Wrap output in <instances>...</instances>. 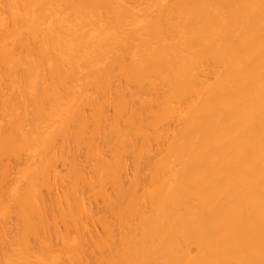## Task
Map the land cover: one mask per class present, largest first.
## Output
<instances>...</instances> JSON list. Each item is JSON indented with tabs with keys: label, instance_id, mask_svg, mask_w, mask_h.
Instances as JSON below:
<instances>
[{
	"label": "bare ground",
	"instance_id": "bare-ground-1",
	"mask_svg": "<svg viewBox=\"0 0 264 264\" xmlns=\"http://www.w3.org/2000/svg\"><path fill=\"white\" fill-rule=\"evenodd\" d=\"M113 71L125 87L112 84ZM60 75L63 82L37 94L44 77ZM101 88L128 96L115 112L131 115L113 114L112 131L120 148L142 133L156 185L140 192L142 167L132 163L127 184L115 175L122 194L99 208L80 193L90 179L70 141L95 126L88 104L73 96L91 90L96 99ZM95 105L105 119V106ZM156 127L167 151L151 147ZM107 213L120 231L117 245L103 247L107 264H264V0H0V262L40 264L43 245L70 249L65 263L100 262L99 251L91 254L101 234L87 231L90 244L83 234H56L59 242L49 230L82 216L108 228ZM59 255L48 254L57 263Z\"/></svg>",
	"mask_w": 264,
	"mask_h": 264
},
{
	"label": "rangeland",
	"instance_id": "rangeland-1",
	"mask_svg": "<svg viewBox=\"0 0 264 264\" xmlns=\"http://www.w3.org/2000/svg\"><path fill=\"white\" fill-rule=\"evenodd\" d=\"M113 76L114 77H117V81H116V83H115V81H113L112 82V84H115V85H121V82H122V85L121 86H123V87H125L126 86V81H125V79H124V77L123 76H120V73L117 71V72H115V71H113ZM17 77H18V79H19V81L18 82H20L21 84V88H22V90H24V91H30L31 90V88L30 87H27L28 85H29V83H28V81H27V78H26V76L25 75H21V74H18L17 75ZM46 77H48V76H46ZM46 77H44V79L42 80V82H40V87L38 86V88L39 89H37V94H42L43 93V91H44V93L46 94V92H47V90L48 89H50L51 87H53L55 84H59V83H61V82H63L64 80H65V78H64V75H60V76H54L53 77V79L49 76L48 78H46ZM121 79V80H119V78ZM61 78V79H60ZM20 79H22V80H20ZM49 81H48V80ZM22 81V82H21ZM50 81H52V82H50ZM54 81V82H53ZM48 82V83H47ZM44 83V84H43ZM50 83H52V84H50ZM124 83V84H123ZM22 84H25V87H24V85H22ZM42 84H43V86L44 87H42ZM47 86V88L45 89V87ZM41 87H42V89H41ZM23 88H25V89H23ZM26 88H28V89H26ZM103 89H105V88H101L100 90H99V92H101V93H99L100 94V97H99V95H98V97L96 98V99H91L92 97H93V93L92 94H90L92 91L90 90L89 91V93L87 92V93H85V95H82V94H80V95H76L77 96V98H75L74 96H73V99H76V100H74L75 101V105H78V104H80V103H86V104H88L85 108L86 109H83V110H85L86 112H89V113H91L92 114V117H90L89 118V125L88 126H90V124H91V126H94V127H87V128H84V129H82L80 132H78V133H76V136L75 135H73L74 136V139H71V141L70 142H77V143H74V144H72V146H73V148H74V150L76 151V149H77V154H78V156H79V158L81 159V161H82V163H83V166L85 167V178H89L90 180H89V182L90 183H88V184H84V186H85V188L84 189H86V190H84L83 189V187L84 186H82L81 187V190H80V193L81 194H83V197L84 196H86V198H85V200H89V201H92V199H93V201L91 202V204H100V206H98L97 205V207H102L103 205V202H102V200L104 201L105 199H107L108 197H110V196H113V200L115 199V198H117V196H119V195H121L122 194V190H120L119 188H121L122 189V186H119V185H117L116 186V184H118V182H116L117 181V179H116V176L115 175H119V179L121 178L122 179V182L123 183H125V184H127L128 183V179H130L131 177H130V175L132 174V171L130 170L131 168L130 167H132V163H133V166H134V164H137L138 166L140 165V167H142V168H140V171H141V175H142V178H141V181H140V186H138V188H139V191L141 192V189L142 190H151V189H153V188H155V185H156V183L153 185V179L151 178V180L149 181L147 178L149 177V176H147L148 175V170L151 168V166H150V163H148V160H144V158H142V155H143V153L145 152V148H146V146H145V143H144V141L142 140L143 139V137H142V133L140 132L139 134H138V132H137V135H135L136 133H133L132 135L134 136V137H136V139H137V137H138V139L137 140H139V141H137V140H135L134 139V141L132 140V144H128V145H126L125 147H121L120 148V146H119V144H118V142H117V140L115 139V135H114V132L112 131L113 130V127H111V125H112V121L111 120H113V114H116V115H119L121 118H128V117H130V113H129V111L127 110V111H123V110H120L119 112H115V111H117V109H120L119 108V104L120 105H122L123 104V102L125 101V100H127L128 99V96L127 95H123L122 94V96L121 97H119L120 95H121V93H119V92H115L114 94H113V91L111 92V95H107V94H104L103 92ZM40 90V91H39ZM113 90V89H112ZM35 91V90H34ZM38 92H40V93H38ZM103 93V95H105V97L103 96V101L101 100L102 98H101V94ZM35 94H36V92H35ZM55 94V93H54ZM89 94V95H88ZM119 94V95H118ZM112 95H114V96H112ZM91 96V97H90ZM116 96V97H115ZM118 96V97H117ZM154 96V97H153ZM26 97H30L29 95H26ZM79 97H81V99L79 98ZM87 98V97H90V100L87 102V101H84L83 99L84 98ZM114 97V98H113ZM127 97V98H126ZM83 98V99H82ZM119 98V99H118ZM122 98V99H121ZM112 101H111V100ZM120 99H121V101L122 102H120ZM152 99L154 100L155 99V101H156V96L155 95H152ZM80 100V101H79ZM91 100L93 101V102H91ZM96 100V101H95ZM99 100H100V103L98 104L97 102H99ZM115 100H117L116 102H115ZM152 100V101H153ZM102 102H103V104H102ZM109 102V103H108ZM112 104H111V103ZM115 102V104L113 105V103ZM117 102H119L118 104H116ZM77 103V104H76ZM93 103V104H92ZM138 103V105H139V102L137 101V102H135V104H137ZM95 104H97L98 106H100V105H103V106H105V108H104V115L106 116V118L105 119H101L102 120V122H101V120H100V117H99V111L97 110V109H95V107H96V105ZM112 105V107L110 106V105ZM134 104V106L135 107H138V105H135ZM93 106H94V108H93ZM109 106V107H108ZM116 106H117V109H116ZM106 107H107V109H106ZM155 107V105L153 106V108ZM88 108V109H87ZM111 108V109H110ZM115 108V109H114ZM91 109V110H90ZM155 109V108H154ZM78 110V108L77 109H75L73 112H71L72 114H70V119H69V121H71L72 120V116H73V114L74 115H76V121H77V119L79 118V115H80V113H79V115H78V112H75V111H77ZM114 110V111H113ZM108 112V113H107ZM126 112H127V115H126ZM84 113V112H83ZM98 113V114H97ZM106 113V114H105ZM95 114V115H94ZM112 114V115H111ZM121 114V115H120ZM97 115V116H96ZM110 115V116H109ZM91 116V115H90ZM94 116H96V117H94ZM38 118V117H37ZM81 118V117H80ZM111 118V120H109ZM124 118V119H125ZM136 118V117H135ZM92 120H93V122H92ZM100 120V121H99ZM54 124L56 123V121H54L53 122ZM61 123V122H60ZM108 123H109V125H108ZM67 124L68 125H70V129H72L71 131H74L75 132V130H73L74 129V127H75V125L76 124H72V122L69 124V122H67ZM98 126H97V125ZM57 126H60V124L58 125L57 124ZM56 127V126H55ZM96 127V128H95ZM101 127V128H100ZM172 127V126H171ZM174 127V126H173ZM89 128V129H88ZM91 128V129H90ZM95 128V129H94ZM94 129V130H93ZM101 131H100V130ZM107 129V130H106ZM159 129H160V131L162 130L161 129V127L160 128H158L157 129V127L156 128H154V133H153V136H157V134L159 135V136H157V139L155 138V139H151V141H150V143H151V147H153V146H155V147H153V148H156V147H158V148H160L161 146H162V148H160V149H165L166 151H167V148L168 147H170L169 146V141L167 142L166 140H163V137L161 136V133H162V131L161 132H159ZM88 130V131H87ZM93 130V131H92ZM99 130V131H98ZM106 130V131H105ZM155 130H157L159 133H156L157 131H155ZM39 131V130H38ZM37 131V132H38ZM86 131V132H85ZM90 131V134H89V136L87 135L88 134V132ZM108 131L110 132V134H108L107 135V133H108ZM82 132V133H81ZM100 132V133H99ZM107 132V133H106ZM113 132V133H112ZM104 133V134H103ZM79 134V135H78ZM85 134V135H84ZM99 134V135H98ZM101 134V135H100ZM106 134V135H105ZM112 134V135H111ZM141 134V135H140ZM110 135V137H108ZM78 136H80V137H78ZM99 136H101V138L99 137ZM104 136V137H103ZM109 138V139H107V137ZM141 136V138H139ZM160 136H161V138L162 139H160ZM58 137V141H60V140H62V138L64 137V134L61 132H59V135L57 136ZM81 137H83V138H81ZM90 137V138H89ZM94 137H96V138H94ZM98 137V138H97ZM133 137V138H134ZM79 138V139H78ZM85 138H89V139H86V140H84ZM99 138H100V140H99ZM104 138L105 139H107L108 140V142H106V140H104ZM112 140H111V139ZM159 138V139H158ZM95 139V140H94ZM68 140H70V137H69V139ZM80 140H82V141H80ZM115 140V141H114ZM154 140V141H153ZM157 140V141H156ZM164 142L165 143V141H166V143L164 144H161L160 142ZM84 141H85V143H84ZM89 141H92V142H89ZM94 141V142H93ZM96 141V142H95ZM103 141H105L106 142V144H107V146H106V144H105V142H103ZM141 141H143V142H141ZM153 141V142H152ZM86 142H89V145H88V143H86ZM111 142V143H110ZM116 142V143H115ZM155 142H156V144H155ZM80 143V144H79ZM90 143H92L93 145H91ZM100 143V144H99ZM112 143H113V146H111L112 145ZM139 143V144H138ZM83 144V145H82ZM86 144H87V146H86ZM116 144V145H115ZM137 144H138V146H137ZM143 144V145H142ZM154 144V145H153ZM160 144V145H159ZM168 146H167V145ZM81 145V146H80ZM94 145H95V147H94ZM118 145V146H117ZM153 145V146H152ZM157 145V146H156ZM38 145H36V146H34L35 147V153H36V155H38L39 154V150L37 149L38 147H37ZM80 146V147H79ZM98 146H100V148L98 147ZM104 148H106V149H104ZM83 148V150H82V148ZM86 149H85V148ZM134 147V148H133ZM164 147V148H163ZM76 148V149H75ZM104 150H107V152L105 151V153L106 154H103V149ZM113 150H112V149ZM117 148V151H121V149H124V153H123V155L119 158V156H116L115 157V153H117V151H115V149ZM118 148H120V150L118 149ZM131 149V151L130 152H128L129 151V149ZM136 148V149H135ZM139 148V149H138ZM43 149H44V147H43ZM90 150V152H89V150ZM102 149V150H101ZM133 149V150H132ZM134 149H135V151H136V153H137V155L135 156V152H134ZM36 150H38V152H36ZM81 150V151H80ZM92 150V151H91ZM99 150V151H98ZM142 150H144L143 152H142ZM43 151V150H42ZM78 151H79V153H78ZM83 151V152H82ZM41 152V151H40ZM82 152V153H81ZM101 152V153H100ZM126 152H128L127 154H126ZM132 152H134V153H132ZM87 153V154H86ZM130 153H131V155H130ZM142 153V154H141ZM91 154V155H90ZM100 154H101V156H100ZM110 154H111V156L112 157H110ZM113 154H115V155H113ZM84 155V157H82ZM87 155V156H86ZM102 155H103V158H102ZM108 155V156H107ZM139 155V156H138ZM85 156H86V158H85ZM104 156H105V158H104ZM126 156V157H125ZM131 156H133V158L131 157ZM136 158H135V157ZM137 156H138V158H137ZM115 157V158H114ZM83 158H85V160L83 159ZM87 158H89V159H87ZM94 158V159H93ZM124 158H128V159H126V162H124L123 160H125ZM139 158H142V159H139ZM83 159V160H82ZM101 159V160H100ZM114 159V160H113ZM118 159V160H117ZM119 159H120V161H119ZM132 159V160H131ZM138 159H139V161H138ZM91 160V161H90ZM92 160H94V161H92ZM100 160V161H99ZM104 160V161H103ZM115 160H117V161H115ZM130 160V161H129ZM85 161V162H84ZM111 161H112V163H111ZM116 162V163H114L113 164V162ZM144 163H143V162ZM105 163V164H107V165H104L103 163ZM122 162V163H121ZM90 163V164H89ZM131 163V164H130ZM139 163V164H138ZM100 164H102V166L100 165ZM112 164V165H111ZM119 164L121 165V166H119ZM125 164H127V168H129V171H131V172H129V171H124V169H125ZM141 164H142V166H141ZM143 164H145L144 166H143ZM149 165V167H148V165ZM89 165H91V166H89ZM117 167H116V166ZM60 166V165H59ZM58 166V167H59ZM111 166H112V168H111ZM57 167V169H61L60 167L58 168ZM93 167V168H92ZM116 167V168H115ZM121 167V168H120ZM145 167H148V168H145ZM92 168V169H91ZM99 168H101L100 170H104L105 171V173L102 171V173H104L105 175H106V178H105V180L104 181H100L99 180ZM87 169V170H86ZM112 169V170H111ZM113 169H116V170H114V172H112L113 171ZM148 169V170H147ZM152 169V170H151ZM150 169V171L151 172H149L150 174L149 175H152L151 173L153 172V167ZM64 169L62 168V171H63ZM117 170H119V171H117ZM61 171V172H62ZM123 172V173H122ZM127 172V173H126ZM90 173V174H89ZM93 175H92V174ZM113 174V181H112V174ZM123 174V175H122ZM129 174V175H128ZM91 175V176H90ZM95 175V176H94ZM123 177V178H122ZM126 179H125V178ZM129 177V178H128ZM107 178H111V180L110 179H107ZM149 178V179H150ZM87 179H85V180H87ZM92 179V180H91ZM106 179L108 180V184H105V183H107V182H105L106 181ZM120 179V180H121ZM98 180V181H97ZM144 180H147V181H145L144 182ZM156 180V182H157V179H155ZM111 181V183H109ZM116 182V183H115ZM147 182V183H146ZM149 182V183H148ZM85 183V182H84ZM87 183V182H86ZM145 183H146V185H147V187H146V185H145ZM110 184H112L111 186H110ZM141 184H142V186H141ZM144 184V185H143ZM91 185V186H90ZM99 185H101V186H103V187H101V186H99ZM104 185H107V187L106 186H104ZM119 186V187H118ZM144 186L146 187V189H144ZM149 186V187H148ZM154 186V187H153ZM105 187H106V189H105ZM108 187H110V188H114V189H112V191H111V189L109 190V188ZM115 187H117V188H115ZM150 187H152V188H150ZM103 190H102V189ZM149 188V189H148ZM99 190V191H98ZM116 190V191H115ZM86 192V194H85V192ZM102 191V192H101ZM112 193H111V192ZM119 193H118V192ZM96 192V193H95ZM107 192H108V194H107ZM114 192H116L115 194H114ZM91 194V196H90V194ZM85 194V195H84ZM93 194V195H92ZM116 194H117V196H116ZM108 195V196H107ZM105 196V197H104ZM107 196V197H106ZM90 197V198H89ZM105 198V199H104ZM91 199V200H90ZM102 202V203H101ZM102 205V206H101ZM109 213V212H108ZM107 213V214H108ZM107 214H106V216H107ZM110 214V213H109ZM108 214V216L110 217V219H109V217L107 216V225H108V228H106L105 226H103V225H101L100 223H98V224H96L95 222H93V221H89V220H87L85 217H83V219H81V218H79V220H78V218H77V221H76V219H75V221H72L73 223H72V225H71V223H63V222H60V223H58L57 224V226H56V230L54 229V228H52V229H50L49 230V232L51 233V237L52 238H54V240L55 241H61V239H62V237L63 236H65V237H67L68 239H69V237L70 236H72L73 235V237H71V239H74V238H77V237H81V238H83V236H85L84 238H86L85 240H87L88 239V237H89V235H88V232L87 231H89V232H92V233H90V234H93V239H95L94 237H96L97 235L99 236L100 234V236H101V239H103V240H101V241H99L98 242V244H97V246L96 247H92V249H93V252H92V258L95 256V254H96V256H95V260H96V258L97 259H99L100 260V258H102V257H104L105 258V260H106V257L104 256V255H106L107 254V252L109 251V249H107V250H105L104 248L105 247H109V246H111V247H113V241H116L118 238H119V236H118V238H117V235H119V232H118V230H119V227L117 226L118 224H116L117 223V220L115 219V217L113 216V214L112 215H109ZM99 216V214H96V217H98ZM84 218H85V220H84ZM112 219V220H111ZM114 220V221H113ZM79 221V222H78ZM77 222V223H76ZM84 222V223H83ZM87 222V223H86ZM114 223V224H111V223ZM87 225H86V224ZM110 223V224H109ZM62 224V225H61ZM79 224V225H78ZM89 224V225H88ZM59 225V226H58ZM84 225V226H83ZM96 225H97V227H96ZM114 225V226H113ZM81 228H80V227ZM90 226V227H89ZM100 226V227H99ZM115 226H117V228H114ZM57 227H59V228H57ZM93 227L95 228V229H93ZM113 227V228H112ZM64 228H67L66 229V231H68V230H70L68 233L66 232V234H65V229ZM70 228V229H69ZM80 229V230H78V229ZM86 228V229H85ZM75 231H73V230ZM91 229V230H90ZM111 229H113L112 230V233H113V235H112V233H109V232H111ZM64 230V232H61V231H63ZM82 230V231H81ZM86 230V231H85ZM117 230V232H115ZM54 231L56 232V233H54ZM59 231V233H57ZM73 231V232H72ZM81 231V232H80ZM95 231V232H94ZM106 231V232H105ZM109 231V232H108ZM48 232V233H49ZM71 232H72V234H71ZM84 232H86V233H84ZM96 232H97V235H95L96 234ZM102 232V233H101ZM105 234H104V233ZM49 233V234H50ZM54 233V235H52ZM61 233H63V234H61ZM80 233V234H79ZM116 233H117V235H116ZM43 236V237H41V235ZM56 234H59V238H61L60 240L59 239H57V236H56ZM75 234H77V237H75L76 235ZM82 234H83V236H82ZM104 234V235H103ZM110 234V235H109ZM68 235V236H67ZM70 235V236H69ZM88 235V236H87ZM39 238L41 237V238H44V236H46V233H45V235H43L42 233H39ZM87 236V237H86ZM92 236V235H91ZM97 236V237H98ZM102 236H103V238H102ZM112 236H113V238H112ZM40 238V239H41ZM106 239V240H105ZM108 239V240H107ZM110 239V240H109ZM114 239H116V240H114ZM63 241V240H62ZM88 242L90 241L91 243H92V241H91V238L89 237V240H87ZM58 242V243H59ZM90 242H89V244H90ZM103 242V243H102ZM110 243V244H109ZM60 244V243H59ZM115 244L117 245L118 244V240H117V242H115ZM104 245H105V247H104ZM109 245V246H108ZM100 246H102V249H101V247ZM44 247V248H43ZM57 246H55V247H53V249H51V250H49L46 246H42L41 248H40V251H42L43 249H44V254H47V256H48V254H50V256H52L53 254L55 255H59V253L62 255H59V256H61V262L59 261L58 263H57V260L55 261L54 260V258H52V257H50V256H48V257H46V256H43L44 254H41L40 253V251L38 250V252H37V254H39V262H41L40 264H50V262H52L51 264H55V263H57V264H62V263H64V264H69L68 262H66L65 263V259H62L63 258V256H65V254H67L68 252H71L70 251V249H67V250H69V251H67L66 250V248L64 247V246H59L58 245V247L56 248ZM104 247V248H103ZM46 248H47V251H46ZM95 248V249H94ZM58 249H60V250H58ZM97 249V250H96ZM74 250V249H73ZM100 250H101V252H100ZM59 251H61V252H59ZM62 251H63V253H62ZM75 251H77L76 249H75ZM75 251H73V252H75ZM103 251H106V253L105 252H103ZM49 252V253H48ZM53 252V253H52ZM65 252V253H64ZM102 252L104 253L103 254V256H101L102 255ZM100 254V255H99ZM91 255H88V256H91ZM99 255V256H98ZM98 256V257H97ZM45 257V258H44ZM44 258V259H43ZM91 258V257H90ZM89 258V259H90ZM43 259V260H42ZM50 260V261H46L45 262V260ZM91 260V262H92V264H94L95 262H96V264H107L106 263V261L104 260L103 261V259H102V261L100 260V262H97L98 260H96L95 262H93L94 261V259L92 260V259H90ZM0 261H1V259H0ZM55 261V262H54ZM64 261V262H63ZM67 261V260H66ZM77 261V262H76ZM83 259L82 260H80V261H78L77 259H74L73 261H72V264H82L83 263ZM102 262V263H101ZM0 264H2V262H0ZM18 264H21V263H18Z\"/></svg>",
	"mask_w": 264,
	"mask_h": 264
}]
</instances>
